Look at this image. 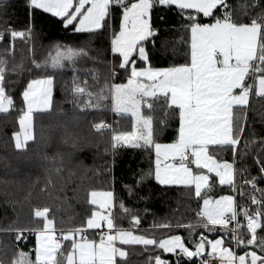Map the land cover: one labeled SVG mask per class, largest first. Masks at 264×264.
Masks as SVG:
<instances>
[{
    "label": "snow or ice",
    "instance_id": "1",
    "mask_svg": "<svg viewBox=\"0 0 264 264\" xmlns=\"http://www.w3.org/2000/svg\"><path fill=\"white\" fill-rule=\"evenodd\" d=\"M24 3L26 20L17 28L6 19L12 0H0V114H8L15 106L4 86L6 75L26 79L20 93L23 101L18 121L20 131L12 134L15 149L26 152L28 142H35L33 114H51L57 75L70 71V86L65 81L63 90L70 91L71 98L66 103L72 105L74 112L103 111L109 108L110 101L112 112L121 118H131L130 131H116L103 120L92 124L93 130L101 135L112 132L110 148L105 149L112 159L94 169V175L111 174L118 149H142L152 163L147 171L133 173L134 183L123 185L128 197L146 200L148 197L139 192L147 181L154 180L162 189L182 186L190 202L195 200L198 207L193 210L195 223L191 219L187 223L178 219L175 224L154 221L150 229H167L168 233L184 229L188 233L187 237L166 234L158 239L155 235L138 234L139 216L123 200L117 201L114 190L92 188L86 193L91 214L78 226L57 229L45 206L32 213L33 223L38 225L42 221V226L19 227L13 222L0 228V232L14 234L16 241L27 239L25 233L35 237L34 259L29 252L17 250L9 264H128V252L123 246L135 245L145 251L157 250V254L149 255L146 264H172L162 254H171L175 264H213L208 258H214L215 264H264V188L257 186L264 181V135L257 134L255 122L248 115L255 111L254 99L264 101V0H24ZM157 12H172L179 18V28L173 30L183 33L180 37L186 49L183 63L153 64L148 46L151 43L152 50H156L161 33L157 20L164 22L163 15L154 17ZM49 24H58L61 31L84 34L86 38L76 43L53 41L37 59L36 41ZM100 36L107 37L106 52L110 53V59L100 60L92 54V40ZM18 42L27 56L22 55L16 62ZM167 43L166 37L161 38L162 47ZM9 59L13 62L11 68ZM88 62L91 67H81ZM98 64H103L106 70L103 83ZM121 72L125 81L115 83ZM81 74L91 77L95 91L87 79L81 81ZM161 101L169 119L161 121L162 127L157 128L154 111ZM171 121L176 125L173 140L158 142V136ZM259 123L264 129V114H260ZM64 133L63 142L71 140L76 147L77 139L66 125ZM241 142L243 148L239 147ZM257 143L260 148L253 162L258 176H250L246 163L242 168L237 164L245 161L251 145ZM217 149L230 150L232 159H218L212 154ZM42 159L49 166L45 168L46 182L41 192H47L53 185V174L63 179L61 174L66 168L71 182L75 175L71 153L57 151ZM214 183L233 194L209 196ZM237 196L250 203L238 204ZM117 206L121 220L130 216L129 228L117 223L114 211ZM144 211L147 213L148 209ZM198 228L219 231L222 236L210 239L204 232L194 236Z\"/></svg>",
    "mask_w": 264,
    "mask_h": 264
},
{
    "label": "trees",
    "instance_id": "2",
    "mask_svg": "<svg viewBox=\"0 0 264 264\" xmlns=\"http://www.w3.org/2000/svg\"><path fill=\"white\" fill-rule=\"evenodd\" d=\"M12 8L9 9V16L6 18L8 22L14 24L17 28L22 27L26 20V9L24 0H12ZM159 15L164 16V22L157 20V26L161 29L160 38L156 41V50L153 51L151 43H149V51L152 55V62L155 66H168L170 63H183L185 56V46L180 43V37L183 35L178 29L180 25L179 18L172 12H157L154 17ZM168 29L167 32L164 29ZM166 37L168 43L166 46H161V38ZM86 38L84 34H73L71 31L63 32L60 30V25L52 26L49 24L45 28L44 35L36 41V57L41 58L47 50V45L53 41H66L76 43ZM43 45L44 47H41ZM90 47L93 50V55H96L100 60L105 57L111 58L110 53L106 52L108 48V40L106 36L94 38ZM175 48V52H173ZM16 62H19L21 56H27L26 50L21 43H17ZM13 62L9 59V67H12ZM91 63L82 64L81 67H91ZM101 69V83H103L106 70L103 64L96 65ZM71 72H65L57 75V87L54 91V108L51 114L35 113L34 114V136L35 142L29 141L26 152H20L15 149L12 134L19 132L18 120L23 111V101L20 93L23 90L26 79L23 76L6 75L5 88L8 94L14 99V108L10 109L8 114H0V228H6L13 222L19 227H36L41 226L42 221L37 225L33 223V210L36 208L42 209L45 206L49 208L48 217L54 220L57 229L63 227H73L81 224L86 219L87 215L91 214L92 206L86 203V193L92 188L99 190H114L117 201L123 200L124 203L133 209V213L140 218L138 232L142 234L155 235L156 238H161L166 234H181L184 237L188 233L184 229L175 230L174 233H168L167 229H150L154 221L158 223L171 222L175 224L178 219L187 223L189 219L193 223L196 222L194 209L198 207L195 200H191L188 193L182 186H172L170 188H161L154 180L146 182V186L140 190L139 195H145L148 198L144 201H137L136 197L129 198L123 190V185L134 183L133 173H138L141 170L147 171L152 161L149 159V154L142 149L120 148L116 156L115 166L108 176L94 175V169L102 166L105 161L112 159L110 153L106 154L105 149L110 148L111 131H105L102 135L95 132L92 128L93 123L101 120L110 124L116 131L125 128L129 129L131 121L128 118H121L114 115L109 108L103 111L89 110L86 113L76 111L75 115H69L73 112L71 104L66 103V99H70V91L63 90L65 81L71 80ZM81 81L87 79L89 87L95 91L94 85L90 76L81 74ZM126 76L123 72L119 74L116 82L125 81ZM250 83L252 81H249ZM254 112H249V120L254 121L258 135H264L259 120L260 114H264V101L259 98L253 100ZM61 109L64 111L61 112ZM68 114V115H67ZM76 117L74 119L73 117ZM154 126L162 127L161 121L168 120L161 101L160 106L154 111ZM74 133L77 143L76 147L72 146L71 140L67 144L64 140V126ZM175 122H169V125L158 136V142L169 143L174 138ZM248 139H251L249 133ZM60 145V146H59ZM243 142L239 147L243 148ZM210 147V151L212 150ZM260 145H251L249 155L243 163H238L237 167H244L245 163L249 166L250 176H258V168L253 162V157L257 155V149ZM71 153L73 163L71 165L75 175L68 182V169L66 168L57 177L53 174V185L48 188L47 192H41L46 182L45 168L49 165L42 159L44 155L52 156L55 152ZM218 159H232L231 151H223L217 149L212 152ZM79 165V166H78ZM21 174V176H18ZM23 174L30 175L24 177ZM115 177L113 182L112 177ZM84 177V179H81ZM239 183V182H238ZM63 190L61 191V187ZM259 188H264V181L257 185ZM31 192V196H29ZM224 193H230V189L220 186L218 183L213 184L212 191L208 192L209 196L216 197ZM238 204H249L245 198L236 197ZM254 207V206H252ZM148 212L145 213L144 209ZM117 214V223L123 228H129L130 216L120 219V209L118 206L114 209ZM243 221V218L240 217ZM137 231V229H133ZM145 230H149L145 232ZM204 232L210 239L218 235L217 232H206L203 228H198L193 234L198 236ZM259 232V230H258ZM27 239L16 241L14 234L0 232V261L3 264H9L10 260L16 254L17 250L29 252L30 257L34 259L35 239L34 235L25 233ZM92 238V233H90ZM96 236L95 238H97ZM128 252V264H146L149 255L157 254V250L145 251L142 246H125ZM163 258L170 259L172 264L175 260L171 254H162Z\"/></svg>",
    "mask_w": 264,
    "mask_h": 264
},
{
    "label": "rangeland",
    "instance_id": "3",
    "mask_svg": "<svg viewBox=\"0 0 264 264\" xmlns=\"http://www.w3.org/2000/svg\"><path fill=\"white\" fill-rule=\"evenodd\" d=\"M122 82H124V81H122ZM122 82H116V83H122ZM73 110V109H72ZM89 112V111H88ZM75 113L76 112H74V110H73V112L71 113V114H69V115H75ZM35 114V113H34ZM33 114V115H34ZM113 114L114 115H116L114 112H113ZM22 115V114H21ZM20 115V116H21ZM68 115V114H67ZM19 121V120H18ZM128 121H131V118H129V120ZM18 128H19V131H20V126H19V123H18ZM127 130H131V124L129 125V129H127ZM119 131H125V128H122L121 130H119ZM60 146V145H59ZM18 176H21V174H18ZM24 177H30V175L28 174V175H26V174H23V179H24ZM226 194H230V193H224V194H221V195H226ZM220 196V195H219ZM218 196H216V197H213V198H217ZM42 226V225H41ZM90 233H92V231L91 230H89V235H90ZM98 238V237H97ZM34 239H35V237H34ZM67 243V242H66ZM65 251H67V249H65Z\"/></svg>",
    "mask_w": 264,
    "mask_h": 264
},
{
    "label": "crops",
    "instance_id": "4",
    "mask_svg": "<svg viewBox=\"0 0 264 264\" xmlns=\"http://www.w3.org/2000/svg\"><path fill=\"white\" fill-rule=\"evenodd\" d=\"M211 147V146H210ZM193 168H194V166H192ZM133 231H135V230H133ZM138 234H142V233H139L138 232ZM146 235H148V234H146ZM218 236H222V235H218ZM217 237V236H216ZM216 237H214V238H216ZM123 247H125V246H123ZM125 250H126V247H125ZM127 251V250H126Z\"/></svg>",
    "mask_w": 264,
    "mask_h": 264
},
{
    "label": "built area",
    "instance_id": "5",
    "mask_svg": "<svg viewBox=\"0 0 264 264\" xmlns=\"http://www.w3.org/2000/svg\"><path fill=\"white\" fill-rule=\"evenodd\" d=\"M204 258H208V257H204ZM208 259H212L213 260V264H215V259L214 258H208Z\"/></svg>",
    "mask_w": 264,
    "mask_h": 264
}]
</instances>
